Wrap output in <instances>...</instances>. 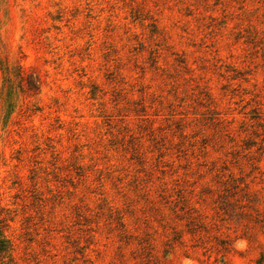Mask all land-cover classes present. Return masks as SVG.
<instances>
[{
  "label": "rangeland",
  "instance_id": "1",
  "mask_svg": "<svg viewBox=\"0 0 264 264\" xmlns=\"http://www.w3.org/2000/svg\"><path fill=\"white\" fill-rule=\"evenodd\" d=\"M0 219L15 264H264V0H0Z\"/></svg>",
  "mask_w": 264,
  "mask_h": 264
},
{
  "label": "trees",
  "instance_id": "2",
  "mask_svg": "<svg viewBox=\"0 0 264 264\" xmlns=\"http://www.w3.org/2000/svg\"><path fill=\"white\" fill-rule=\"evenodd\" d=\"M249 195V186L246 185L245 187L241 188L237 181L232 176H230L226 183H222V189L218 195L220 200V210L224 211V214L230 217L234 215H244V213L241 211L248 206L241 204V202L243 198H248ZM238 210H240V212H238ZM2 223L3 220L0 219V264H15L13 258V246L12 243L4 236L5 225H2ZM195 223L197 225H194ZM259 223L263 224L260 225L261 227H264V220H259ZM204 232H208V226L201 225L200 221H198V219L196 221L195 219V221L193 220L189 223V225H186L185 232L181 233L175 231L174 240H181L184 234L195 237ZM199 239H202V237L199 236Z\"/></svg>",
  "mask_w": 264,
  "mask_h": 264
}]
</instances>
